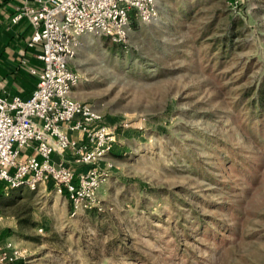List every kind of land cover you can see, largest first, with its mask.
<instances>
[{
	"label": "rangeland",
	"instance_id": "1",
	"mask_svg": "<svg viewBox=\"0 0 264 264\" xmlns=\"http://www.w3.org/2000/svg\"><path fill=\"white\" fill-rule=\"evenodd\" d=\"M156 1L120 42L81 38L76 100L119 127L113 167L76 214L53 184L0 196L17 264H264V0Z\"/></svg>",
	"mask_w": 264,
	"mask_h": 264
},
{
	"label": "built area",
	"instance_id": "2",
	"mask_svg": "<svg viewBox=\"0 0 264 264\" xmlns=\"http://www.w3.org/2000/svg\"><path fill=\"white\" fill-rule=\"evenodd\" d=\"M235 6L242 0H229ZM156 0H37L14 17H28L35 33L28 43L38 47L40 66L31 68L38 79L28 99H9L0 88V180L11 189L53 184L69 198L73 213L96 208V195L113 167L110 157L119 142V127L92 104L71 93L80 83L71 67L86 34L105 35L120 42L127 36L131 18L145 23L156 19ZM80 132L81 140L69 132ZM34 154L22 157L24 149ZM70 153L77 169L54 155ZM105 167H101L103 161ZM0 216V264H17L21 250L3 235Z\"/></svg>",
	"mask_w": 264,
	"mask_h": 264
},
{
	"label": "crops",
	"instance_id": "3",
	"mask_svg": "<svg viewBox=\"0 0 264 264\" xmlns=\"http://www.w3.org/2000/svg\"><path fill=\"white\" fill-rule=\"evenodd\" d=\"M24 6H37V0H0V88L9 99L21 97L28 99L37 87L38 79L31 73V68L41 65L38 59L39 48L29 47L28 43L35 33V27L28 17L13 22L14 17ZM71 97L77 99L75 91ZM71 138L81 140L80 132H69ZM34 154L33 148L23 150L22 157ZM56 163L78 167L70 153L65 156L54 155Z\"/></svg>",
	"mask_w": 264,
	"mask_h": 264
},
{
	"label": "trees",
	"instance_id": "4",
	"mask_svg": "<svg viewBox=\"0 0 264 264\" xmlns=\"http://www.w3.org/2000/svg\"><path fill=\"white\" fill-rule=\"evenodd\" d=\"M250 107L253 108L257 112L264 114V91L261 93V96L259 98H257L255 101H253L250 104ZM7 189H8V192L14 190V189H11L6 182L0 180V196L1 197L5 196Z\"/></svg>",
	"mask_w": 264,
	"mask_h": 264
}]
</instances>
